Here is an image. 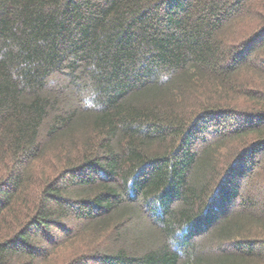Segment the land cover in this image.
<instances>
[{
	"label": "trees",
	"instance_id": "trees-1",
	"mask_svg": "<svg viewBox=\"0 0 264 264\" xmlns=\"http://www.w3.org/2000/svg\"><path fill=\"white\" fill-rule=\"evenodd\" d=\"M255 180L264 0H0V264H264Z\"/></svg>",
	"mask_w": 264,
	"mask_h": 264
},
{
	"label": "rangeland",
	"instance_id": "rangeland-1",
	"mask_svg": "<svg viewBox=\"0 0 264 264\" xmlns=\"http://www.w3.org/2000/svg\"><path fill=\"white\" fill-rule=\"evenodd\" d=\"M252 184L255 187V189H256L257 192L261 191V186H264L262 183H260L259 180L253 181ZM260 204H262L264 206V200L261 201ZM207 242H208V240L205 241V246H207Z\"/></svg>",
	"mask_w": 264,
	"mask_h": 264
}]
</instances>
